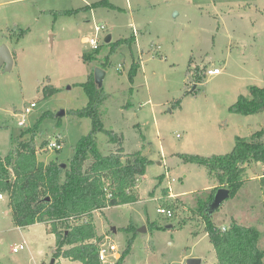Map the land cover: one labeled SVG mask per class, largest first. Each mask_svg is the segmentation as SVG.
I'll return each mask as SVG.
<instances>
[{
  "label": "rangeland",
  "instance_id": "1",
  "mask_svg": "<svg viewBox=\"0 0 264 264\" xmlns=\"http://www.w3.org/2000/svg\"><path fill=\"white\" fill-rule=\"evenodd\" d=\"M97 1L0 0V48L6 44L14 57L10 70H0V156L18 135L27 139L36 128L38 159L68 164L92 129L90 117L72 110L88 104L81 83L100 67L108 94L101 108L105 128L124 135L126 153L141 151L151 160L134 188L138 201L94 213L100 242L109 239L118 246L114 264L126 251L121 264H186L190 257L218 264L203 205L219 184L204 166L179 153L230 152L237 136L264 127V111L230 110L241 94L251 97L252 85L264 87V0H109L116 7H86ZM109 33L112 41L106 43ZM90 37L101 46L87 62L84 53L94 50L85 41ZM124 39L131 47L123 42L115 48ZM133 62L140 66L131 81ZM215 67L218 74L207 71L204 80L194 81L197 70ZM62 109L66 113L60 117ZM96 137L104 154L119 146L103 131ZM51 141L61 148H49ZM263 173L264 163L250 164L243 187L211 216L219 226L235 220L258 228L262 249ZM2 194L0 264H49L56 242L50 225L17 226L9 196ZM158 207L170 209L171 216ZM24 241L28 247L14 252ZM63 264L81 262L65 258Z\"/></svg>",
  "mask_w": 264,
  "mask_h": 264
},
{
  "label": "trees",
  "instance_id": "2",
  "mask_svg": "<svg viewBox=\"0 0 264 264\" xmlns=\"http://www.w3.org/2000/svg\"><path fill=\"white\" fill-rule=\"evenodd\" d=\"M98 6L116 7L109 0H100L92 7H86ZM133 40L130 38L131 42ZM130 41L118 40L115 48L123 42L131 47ZM100 46L85 52L84 61L95 59L100 53ZM139 66L137 62L132 63L129 71L131 81ZM207 71L197 70L194 81L204 80ZM81 85L89 101L85 107L72 112L81 117H90L92 129L78 142L76 152L66 167L62 166V161L45 162L38 159L34 143L36 128L27 139L18 135L8 154L0 156V193L6 192L9 196L14 223L17 226L48 223L56 238L53 249L56 264H61L59 259L62 257L82 264H103L99 259L102 235L98 233L94 213L138 201L134 188L151 162L141 151L126 153L123 148L124 135L105 128L101 108L108 94L103 86L97 84L94 72ZM53 90L51 87L47 93ZM250 95L241 94L230 110L241 114L264 111V87L252 85ZM100 131L107 133L109 140L119 145L110 154H104L99 148L96 135ZM179 156L186 162L204 166L210 177L219 184L212 189L203 205L205 230L216 251L218 264H264V249L259 245L261 234L258 228L233 220L223 229L224 226L215 224L211 220L212 215L205 212L218 188H228L230 197H234L247 181L249 165L264 163V127L249 137L237 136L230 152L209 156L179 153ZM261 184L264 192V179ZM126 254L127 251L121 255L118 264L123 262Z\"/></svg>",
  "mask_w": 264,
  "mask_h": 264
},
{
  "label": "water",
  "instance_id": "3",
  "mask_svg": "<svg viewBox=\"0 0 264 264\" xmlns=\"http://www.w3.org/2000/svg\"><path fill=\"white\" fill-rule=\"evenodd\" d=\"M112 41V34L109 33L105 37V42L110 43ZM14 64V57L9 49V47L6 44H3L0 48V70L2 67H5V70H10ZM106 72L100 68L97 67L94 71V76L97 84L101 87L103 86V80L105 77ZM70 88V87H68ZM66 111L64 109L60 110L57 114L58 116L62 117L65 115ZM62 166L66 167V163L62 162ZM231 193L230 190L226 187H220L218 188L214 195L212 200L210 201L207 209L206 214L212 215L214 212H216L222 204L230 198ZM167 227H172V224H168ZM115 230V229H114ZM142 230V229H141ZM57 262L56 257H52L49 264H55ZM203 259L201 257H190L187 259L186 264H202Z\"/></svg>",
  "mask_w": 264,
  "mask_h": 264
},
{
  "label": "built area",
  "instance_id": "4",
  "mask_svg": "<svg viewBox=\"0 0 264 264\" xmlns=\"http://www.w3.org/2000/svg\"><path fill=\"white\" fill-rule=\"evenodd\" d=\"M104 27H105L104 25L97 26L96 27V31L100 32ZM85 41H86V43L90 44L92 49H97L101 45L99 40L97 38H95V37L86 38ZM220 71H221V69L218 68V67L209 69V73L210 74H218ZM35 105H36V103L33 102L31 104V107H26L24 113L31 112V108L34 107ZM24 123H25V121H24L23 118L19 120V124L20 125H23ZM59 139H60V136H59ZM61 146L62 145L59 142H56V141H51L49 143V148L50 147H52V148H61ZM0 198H3V194L2 193H0ZM157 211L160 212V213H165L168 216H171V213H172L170 211V209H167L165 207H158ZM223 229H226V227L224 226ZM27 247H28L27 243L24 241V242H22V243H20L18 245H15L13 247V251L14 252H18L21 249H24V248H27ZM118 253H119V248L113 241L107 239V240H104V241L100 242V244H99V259L103 262V264H106L107 262L114 264L115 263V259H118V257L120 256V254L118 255Z\"/></svg>",
  "mask_w": 264,
  "mask_h": 264
},
{
  "label": "crops",
  "instance_id": "5",
  "mask_svg": "<svg viewBox=\"0 0 264 264\" xmlns=\"http://www.w3.org/2000/svg\"><path fill=\"white\" fill-rule=\"evenodd\" d=\"M173 196V193L170 194V197ZM176 196V195H175ZM56 239V238H55ZM63 259H65L64 257H62L60 260H61V264H63ZM67 259V258H66ZM82 264V263H81Z\"/></svg>",
  "mask_w": 264,
  "mask_h": 264
}]
</instances>
